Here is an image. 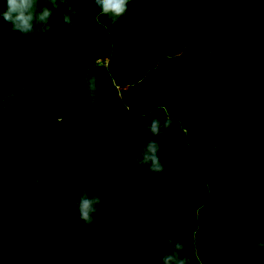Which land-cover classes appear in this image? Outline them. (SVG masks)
I'll return each mask as SVG.
<instances>
[{"label": "trees", "instance_id": "1", "mask_svg": "<svg viewBox=\"0 0 264 264\" xmlns=\"http://www.w3.org/2000/svg\"><path fill=\"white\" fill-rule=\"evenodd\" d=\"M50 24L0 25V264H162L169 235L191 264H264V0L130 3L116 23L77 0ZM82 70L96 108L59 87ZM165 111L149 173L131 157ZM96 185L86 225L74 201Z\"/></svg>", "mask_w": 264, "mask_h": 264}, {"label": "clouds", "instance_id": "2", "mask_svg": "<svg viewBox=\"0 0 264 264\" xmlns=\"http://www.w3.org/2000/svg\"><path fill=\"white\" fill-rule=\"evenodd\" d=\"M77 2V0H0V25L9 24L10 30L19 33L21 36L38 39L48 33L52 25L50 20L54 15V9L61 4ZM79 2L94 3L100 10V14L108 18L112 23H116L125 16L130 3H150L153 0H79ZM6 5V8L4 7ZM51 5L52 7H49ZM71 9L63 15V22L71 26ZM3 45L0 41V56H2ZM209 55H213L209 51ZM59 87L64 90L65 95L81 92L86 95L89 105L96 108L98 100V84L95 75H89L83 70L76 75L75 80H64ZM173 126V119L165 111L163 119L153 117L145 127L146 136L139 137L140 155H132L131 162L137 167L146 168L149 173L160 174L165 170L161 162L159 153L162 150L160 138L169 134V129ZM179 148V145H176ZM2 161V157H0ZM3 172L0 167V173ZM53 175L64 179V172L57 168ZM2 184V176H0ZM34 185L39 184V180H33ZM99 185L85 186L80 189L74 201V208L78 212L80 220L86 225H93L94 218L102 205V196L98 191ZM2 223V215H0ZM164 255L161 257L162 264H191V258L184 255L185 245L172 236H164L162 240ZM252 249H264V238L253 241ZM255 260V257H253Z\"/></svg>", "mask_w": 264, "mask_h": 264}]
</instances>
